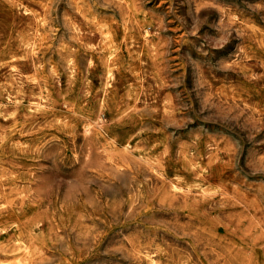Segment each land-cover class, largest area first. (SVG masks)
<instances>
[{"label":"rangeland","instance_id":"obj_1","mask_svg":"<svg viewBox=\"0 0 264 264\" xmlns=\"http://www.w3.org/2000/svg\"><path fill=\"white\" fill-rule=\"evenodd\" d=\"M72 1L0 0V264H264V0Z\"/></svg>","mask_w":264,"mask_h":264},{"label":"bare ground","instance_id":"obj_2","mask_svg":"<svg viewBox=\"0 0 264 264\" xmlns=\"http://www.w3.org/2000/svg\"><path fill=\"white\" fill-rule=\"evenodd\" d=\"M69 2V1H68ZM71 2H73L72 0H71ZM166 3V2H165ZM196 6L198 5V4H195ZM199 5H201V4H199ZM93 6H94V4H93ZM195 6V7H196ZM202 6H204V5H202ZM200 7V6H199ZM115 8V7H114ZM162 8V7H161ZM138 9V8H137ZM155 9V8H154ZM57 10V9H56ZM196 10V9H195ZM118 11V10H117ZM197 11H198V9H197ZM123 13V12H122ZM155 13V12H154ZM155 15V14H154ZM158 16V15H157ZM163 16V15H162ZM161 16V17H162ZM115 22V21H114ZM69 23V22H68ZM71 26V24L69 25V27ZM80 26V25H79ZM153 28V27H152ZM74 30V29H73ZM142 30V29H141ZM180 30V29H179ZM144 31V30H143ZM119 32V31H118ZM188 32V31H187ZM141 34V33H140ZM146 34H148V33H146ZM149 35V34H148ZM166 35V34H165ZM185 35V34H184ZM194 35V34H193ZM150 36V35H149ZM171 36V35H170ZM168 37V36H167ZM197 39V38H196ZM84 43V42H83ZM187 43V42H186ZM184 44V43H183ZM86 46V45H85ZM87 47V46H86ZM181 48V47H180ZM80 53V52H79ZM114 54H112V56H113ZM177 59V58H176ZM141 62V61H140ZM163 62V61H162ZM164 69V68H163ZM147 70V69H146ZM128 72V71H127ZM140 72V71H139ZM127 75V74H126ZM145 75V74H144ZM148 75V74H147ZM148 78V77H147ZM143 88V87H142ZM92 121V120H91ZM141 122H143V121H141ZM89 124V123H88ZM87 128H88V126H87ZM176 186V185H175ZM144 256V255H143Z\"/></svg>","mask_w":264,"mask_h":264}]
</instances>
